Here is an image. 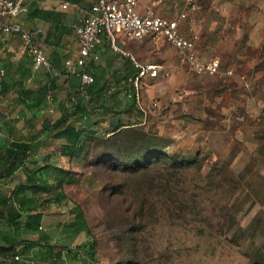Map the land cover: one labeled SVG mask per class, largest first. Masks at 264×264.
I'll return each mask as SVG.
<instances>
[{
  "label": "rangeland",
  "instance_id": "rangeland-1",
  "mask_svg": "<svg viewBox=\"0 0 264 264\" xmlns=\"http://www.w3.org/2000/svg\"><path fill=\"white\" fill-rule=\"evenodd\" d=\"M138 1L167 17L187 8L186 0ZM188 13L202 33V23ZM210 20L223 36L242 38L234 35L230 21ZM130 42L134 58L158 64L161 75L144 82L138 102L128 90L120 95L125 104L135 102L141 121L121 113L118 118L127 129L112 133L110 115L101 113L96 138L89 139L83 155L59 160L76 179L64 192L81 207L90 237H70L56 246L65 244L85 256L92 241L96 264H264V177L246 143L253 124L250 92L240 80L191 72L162 38ZM198 51L202 56V43ZM222 65L226 69L233 62L224 58ZM134 129H140L143 140L132 134ZM174 156L200 164L174 169L171 179L177 191H187L182 198L186 206L199 207L196 215L174 219L149 211L140 216L133 207L173 205L154 196L146 198L151 205L143 204L128 190L122 170L153 157L163 169ZM166 171L172 172L161 170L162 176Z\"/></svg>",
  "mask_w": 264,
  "mask_h": 264
},
{
  "label": "crops",
  "instance_id": "crops-1",
  "mask_svg": "<svg viewBox=\"0 0 264 264\" xmlns=\"http://www.w3.org/2000/svg\"><path fill=\"white\" fill-rule=\"evenodd\" d=\"M195 1L196 10L191 12V15L195 16L200 24L202 23V33L194 29L192 19L188 17L189 20L181 24L183 34L186 37L193 35L197 37V50L198 43H202V56L199 51L198 53L203 61H208L214 58L213 56L219 57L221 69L233 71L232 76L223 77L242 81L250 92L253 124L247 133L246 143L251 150L254 163L264 177V124L254 120L255 108L264 100V0ZM94 2L96 0H24L26 11L5 20L25 29L37 31V41L44 50L50 67L36 72L32 69L30 57L26 53L21 38L15 34L2 35L0 27V66L4 69V74L0 76V133L2 134L0 137V199L4 196L13 197L16 185L24 182L26 178L22 167L14 168L9 165L6 154L12 149L13 143L25 142L30 135L29 129L19 131L11 122L13 116L28 118L34 113L29 110L32 107L31 100L28 102L25 97L22 98L21 91L35 90L38 87L49 89L54 86L59 89L56 95L64 97L81 85L78 77L68 76L65 73L64 61L77 56L78 44L74 29ZM63 4H66L65 8L62 7ZM213 17L230 21L231 29H236L234 35L236 37L240 35L242 38L231 39L226 37L229 35L223 36L222 31L217 32L215 25L210 22ZM187 25L189 27H186ZM130 43L122 38L119 40V44L128 51L131 50ZM95 52L98 60L90 63L88 73L100 83H105L110 91L118 94L120 99V95L126 90L132 93L131 79L135 68L128 57L113 52L109 48L105 33L101 34ZM224 58H230L233 65L223 68ZM21 98L25 100L26 108L20 104ZM50 102L49 98L48 106L44 110L40 107L38 113L45 115L56 113ZM51 143H54V148L48 149ZM63 144H65L64 139L47 132L41 133L39 141L34 144L38 147L34 163L38 165L57 161L55 156L48 155ZM44 147L46 149L43 151ZM47 207L52 206L47 205ZM55 218L46 215L44 217L46 222L41 229L42 233L49 236L48 243L54 249H60V246H56L58 240H69L70 237L76 239L87 234L80 232L74 236L68 235L61 226L57 228L59 221ZM0 227H5L3 219L0 220ZM38 235H31L30 238H36ZM44 243L42 242L35 249L34 247L29 249L26 256L20 258L19 264H50L49 247ZM17 247L21 248V246ZM33 250L37 253L33 254ZM66 251L61 248L60 261L64 264L69 262L94 264L87 255L81 256L80 251L72 249V254H67ZM73 254L76 256L72 257Z\"/></svg>",
  "mask_w": 264,
  "mask_h": 264
},
{
  "label": "trees",
  "instance_id": "trees-1",
  "mask_svg": "<svg viewBox=\"0 0 264 264\" xmlns=\"http://www.w3.org/2000/svg\"><path fill=\"white\" fill-rule=\"evenodd\" d=\"M58 91L59 89L54 86L49 89L45 87H38L35 90L24 89L21 91L22 98L25 97L28 102L31 100L32 107L29 110L34 113L28 118L12 117L14 128L19 131L29 129L30 135L25 142L13 143L12 149L6 153L9 165L14 168L22 167L26 178L24 182L16 185L13 197L4 196L0 199V206H3L0 207V220L5 221V227H0V257L7 258L6 261L0 260V264H19L20 258L26 256L29 249L39 246L42 242L49 247L50 264H64L60 261L61 248L66 249L67 254H72L73 251L65 244L60 245V249L51 247L48 243L49 236L41 231L42 225L46 222L44 217L46 215L57 217L59 221L57 228L61 226L68 235L74 236L86 232L90 237V229L81 207L64 192V186L72 184L76 179L69 169L59 164V160H77L83 155L89 139L96 138L97 118L101 113L110 115L112 133L119 129H127L118 118L121 113H128L129 116L135 117L136 121L143 119L134 101L125 104L116 92L110 91L105 83L102 84L95 78L91 85L81 84L64 97L57 96ZM22 98L20 104L26 108L25 100ZM49 98L50 105L56 113L39 114L40 107L44 110L48 106ZM44 132L64 139L65 144L48 155L55 156L57 161L36 165L34 158L38 147L34 144ZM140 132V129H134L132 132L137 140L144 138ZM101 136L103 139L105 132H102ZM168 159L170 164L163 169L158 165V157H153L145 164L138 165L136 169L122 170L126 181L130 183L128 190L134 197H142L143 204L151 205L146 198L154 196L162 197L168 204L173 205V207H154V204L152 207H133L140 216H145L150 211L156 216L166 214L174 219H182L199 208L186 206V199L182 198L187 191L181 189L177 191L171 186V179L176 176L174 169L185 170L192 163H196L198 167L200 164L187 162L179 156ZM181 161L183 163L180 165ZM161 170H172V172L166 171L162 176ZM35 234L39 235L30 238ZM86 247V255L96 264L92 241H89ZM14 255H19L18 261L13 260ZM71 256L74 257L76 254Z\"/></svg>",
  "mask_w": 264,
  "mask_h": 264
},
{
  "label": "built area",
  "instance_id": "built-area-1",
  "mask_svg": "<svg viewBox=\"0 0 264 264\" xmlns=\"http://www.w3.org/2000/svg\"><path fill=\"white\" fill-rule=\"evenodd\" d=\"M186 5V10L180 11L174 17H167L160 15L151 5H141L138 0H96L74 29L78 44L77 56L64 61L65 73L78 77L82 85H91L94 78L87 70L91 62L98 60L95 48L100 42L101 34L105 33L109 48L128 57L135 68L131 83L136 102L139 100L144 82L159 78L161 67L153 62H138L130 51L119 44L120 38L126 41L162 38L175 50L179 62L191 72L213 77L232 76L231 69H221L218 58L203 61L197 50V37L194 35L186 37L183 34L181 24L188 19V12L196 10V1L186 0ZM62 7L65 8L66 4ZM23 11H26L24 0H0L1 33L15 34L21 38L35 72L42 68L47 69L50 64L37 41V31L5 21ZM3 74L4 69L0 66V76ZM254 120L264 124V100L256 106ZM19 258V255L13 256L14 261H18ZM0 260L6 261L7 258L0 257Z\"/></svg>",
  "mask_w": 264,
  "mask_h": 264
}]
</instances>
